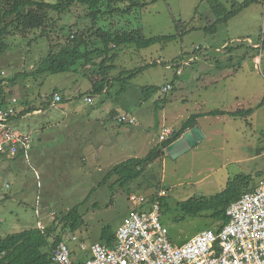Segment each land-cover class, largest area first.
I'll use <instances>...</instances> for the list:
<instances>
[{"label": "rangeland", "instance_id": "1", "mask_svg": "<svg viewBox=\"0 0 264 264\" xmlns=\"http://www.w3.org/2000/svg\"><path fill=\"white\" fill-rule=\"evenodd\" d=\"M152 1L147 0L149 5L134 16L102 17L101 23L142 29L148 39L175 36V40L144 50L135 46L116 50V69L106 74L109 91L102 94L93 93L92 81L99 76L92 64L77 72L36 73L50 49L56 51L58 44L72 39L78 23H89L84 7L68 15L50 11L44 38L41 31H35L9 40L10 49L0 60V79L16 73L29 75L18 79L10 97L18 99L23 110L35 111L12 125L15 133L31 138V166L22 159H0V238L36 228L38 222L49 227L56 214L78 207L83 225L63 237L78 238L65 242L83 260L90 252L81 250L80 243L90 248L100 242L104 229L116 233L133 210L131 193L151 195L166 189L160 217L171 242L181 246L223 223L214 215L216 211L186 215L183 202L210 199L240 175L248 179L241 186L243 193L264 181V106L256 108L264 96V0L225 23L218 21L245 0ZM144 66L120 92L122 83L115 80L120 73ZM179 68L182 74L176 75ZM167 83L171 90L164 92ZM149 86L157 90L145 94ZM56 91L63 101L37 112ZM88 96L91 102L85 101ZM248 109H254L249 117L206 115ZM197 114H203L196 126L206 136L198 145L176 157L166 151L141 178L125 187L116 184V176L105 179L114 165L142 158L158 145L163 126L178 131ZM123 115L133 116L136 125L119 124L117 117ZM79 143L94 150L85 153ZM101 146L106 150L97 152ZM38 181L43 186L41 218L35 214ZM53 212L56 214L51 216ZM56 225L58 234L63 224Z\"/></svg>", "mask_w": 264, "mask_h": 264}, {"label": "trees", "instance_id": "2", "mask_svg": "<svg viewBox=\"0 0 264 264\" xmlns=\"http://www.w3.org/2000/svg\"><path fill=\"white\" fill-rule=\"evenodd\" d=\"M156 1L153 0L152 2ZM259 1L245 0L242 5L228 12L225 18L218 22H227L244 8ZM148 5L149 2L147 0H56V3H49L44 0H0V60L10 49L11 43H9V40L11 38L20 35L25 38L35 31H41L40 37L44 38L46 26L51 19L49 17L50 11L57 13V15H68L72 14L77 7H84L86 9L84 18L89 23H78L76 25L77 32L72 36V39H69L66 43L58 44L56 51L50 49L48 55L41 59L36 73L60 74L74 72L78 71L79 68H84V65L92 64L93 66H97V76H99L96 80L92 81L93 93L96 95L108 92L111 82L106 74L116 69L114 63L117 59L119 48L135 46L138 50H144L155 44L167 43L176 38L175 36H161L148 39L143 35L142 29L129 30L120 29L115 26L113 28L111 25L106 26L101 23L100 18L102 17L110 19L117 15L134 16L139 10L145 9ZM62 30L64 31L65 29ZM178 31H180L179 27ZM31 41L32 38L30 39ZM145 68L144 66L120 73V76L115 79L122 83L120 92L126 89V84L130 79L135 78ZM22 76L28 77L29 75L26 73H16L10 78L5 77L0 79V107H6L12 103V98L10 97L12 88L18 84V79ZM155 90H157L155 87H145L144 93L151 94ZM53 103H55V95H52L43 105L47 108L52 106ZM263 106L264 96L256 108ZM27 110L17 112L12 116L10 118L12 125L26 114L35 111V108ZM253 110L248 109L235 112L216 110L206 115L249 117L253 113ZM202 115L191 116L182 124L181 129L176 131L172 139L151 148L144 157L128 158L114 165L109 170L105 179L108 180L116 176V184L120 187H125L138 180L155 160L166 155V150L172 143L178 140L186 131L197 125V119ZM19 159L9 160L16 162ZM247 180L246 177L240 175L235 181L230 182L220 194L210 199H188L182 203L181 209L186 215L194 217L206 211H216L214 215L218 220L226 223L228 221L226 209L231 203L241 197L243 193L241 192V186L246 182L244 184L245 187L248 184ZM5 197L8 198V195ZM59 221L63 226L60 232L55 234L57 233L56 224ZM82 225L83 218L79 212V208L73 207L66 214H56L54 223L49 227H45L43 231L31 228L0 238V264H54L52 262L54 247L64 239L63 235L65 233H74ZM106 230L104 229L101 233L100 243L111 247L115 243L116 233L111 234L110 231Z\"/></svg>", "mask_w": 264, "mask_h": 264}, {"label": "built area", "instance_id": "3", "mask_svg": "<svg viewBox=\"0 0 264 264\" xmlns=\"http://www.w3.org/2000/svg\"><path fill=\"white\" fill-rule=\"evenodd\" d=\"M257 48V47H256ZM181 68L176 75H181ZM171 90L167 83L163 91ZM61 101L55 95V102ZM85 101L91 102L88 96ZM21 107L16 98L6 107H0V159H22L31 166V138L29 135L15 133L10 118ZM120 124L136 125L132 116H118ZM176 130L165 127L159 134V143L172 139ZM37 180L40 175L35 171ZM38 181L37 203L35 214L40 215V200L43 186ZM6 188L11 189L7 184ZM168 196L166 189L155 191L151 195L131 193L129 201L133 205L122 225L116 231L115 243L111 247L100 242L90 245L81 242L80 247L90 254L80 260L68 248L64 237L54 248V264H264V181L253 190L244 192L226 209L228 221L217 229H207L187 243L177 246L172 243L164 227L160 212L163 199ZM55 212L51 213L54 216ZM41 231L44 226L38 222L36 227Z\"/></svg>", "mask_w": 264, "mask_h": 264}, {"label": "water", "instance_id": "4", "mask_svg": "<svg viewBox=\"0 0 264 264\" xmlns=\"http://www.w3.org/2000/svg\"><path fill=\"white\" fill-rule=\"evenodd\" d=\"M205 138L206 136L202 129L199 126H195L194 128L186 131L178 140L172 143L166 151L170 157L180 156L205 140Z\"/></svg>", "mask_w": 264, "mask_h": 264}, {"label": "crops", "instance_id": "5", "mask_svg": "<svg viewBox=\"0 0 264 264\" xmlns=\"http://www.w3.org/2000/svg\"><path fill=\"white\" fill-rule=\"evenodd\" d=\"M77 72V71H76ZM56 94H58L59 96H61L60 95V91L59 92H55V95ZM63 98V97H62ZM64 99V98H63ZM53 105H55V103H53ZM45 107H44V105L41 107V108H39V110L37 111V112H41V109H44ZM22 109V108H21ZM38 109V108H37ZM23 110V109H22ZM21 110V111H22ZM129 116H131V115H129ZM133 117V116H132ZM16 122H14V124H15ZM165 127H167V126H163V128H165ZM172 128V127H171ZM103 130V129H102ZM74 146H76V145H74ZM81 146H82V149H83V151L85 152V153H88V152H90V151H93L94 150V148L92 147L91 148V146H87V147H85V146H83L82 144H80L79 143V148H81ZM101 147L103 148V149H101ZM101 147H99L98 149H97V152L99 151V152H102L101 150H106L103 146H101ZM74 148V147H73ZM91 148V149H90ZM84 157H87V154L84 156ZM243 194V193H242ZM242 196V195H241Z\"/></svg>", "mask_w": 264, "mask_h": 264}]
</instances>
